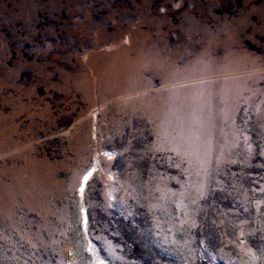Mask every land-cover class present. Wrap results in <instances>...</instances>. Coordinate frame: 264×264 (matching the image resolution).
Segmentation results:
<instances>
[{"label":"rangeland","instance_id":"rangeland-1","mask_svg":"<svg viewBox=\"0 0 264 264\" xmlns=\"http://www.w3.org/2000/svg\"><path fill=\"white\" fill-rule=\"evenodd\" d=\"M0 264H264V0H0Z\"/></svg>","mask_w":264,"mask_h":264},{"label":"snow or ice","instance_id":"snow-or-ice-1","mask_svg":"<svg viewBox=\"0 0 264 264\" xmlns=\"http://www.w3.org/2000/svg\"><path fill=\"white\" fill-rule=\"evenodd\" d=\"M87 179H88V177H87V176H85V177H84V180H85V181H87Z\"/></svg>","mask_w":264,"mask_h":264},{"label":"bare ground","instance_id":"bare-ground-1","mask_svg":"<svg viewBox=\"0 0 264 264\" xmlns=\"http://www.w3.org/2000/svg\"><path fill=\"white\" fill-rule=\"evenodd\" d=\"M128 36V35H127Z\"/></svg>","mask_w":264,"mask_h":264}]
</instances>
